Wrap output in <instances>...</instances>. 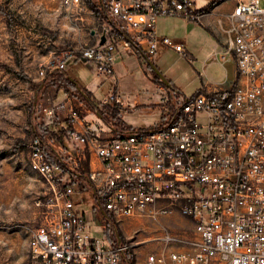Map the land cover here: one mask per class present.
I'll return each mask as SVG.
<instances>
[{"label": "built area", "instance_id": "1", "mask_svg": "<svg viewBox=\"0 0 264 264\" xmlns=\"http://www.w3.org/2000/svg\"><path fill=\"white\" fill-rule=\"evenodd\" d=\"M59 1L67 26L78 36L41 73L48 70L46 81H52L69 61L81 58L111 82V90L95 106L85 98L77 105H40L37 125L66 111L67 131L81 147L79 158L89 163L84 178L103 236L90 233V220L77 209L75 188L65 179L69 171L78 175L79 159L54 153L52 140L37 130L30 167L49 190L45 221L29 241L35 263L264 264L261 0H236L226 11L197 10L191 0ZM176 16L210 31L217 41L210 61H233L236 79L223 87L205 80L201 71L202 86L191 94L159 79L156 122L131 128L122 113L133 102L119 89L115 61L122 50L133 47L149 65L162 43L192 63L184 43L157 32L159 18ZM63 87L69 91V84ZM83 112L104 125L87 120ZM92 155L98 165L93 166ZM178 217L190 222V232L171 226L170 220ZM149 229L157 235L142 236Z\"/></svg>", "mask_w": 264, "mask_h": 264}, {"label": "rangeland", "instance_id": "2", "mask_svg": "<svg viewBox=\"0 0 264 264\" xmlns=\"http://www.w3.org/2000/svg\"><path fill=\"white\" fill-rule=\"evenodd\" d=\"M191 1L197 10L206 11H226L236 2ZM58 8L59 0H0V264H36L29 241L33 231L45 221L43 203L49 189L30 167L31 143L37 130L54 140L60 138L56 130L49 129L48 119L44 126L37 125V116L42 115L40 105L47 104L44 95L52 93L45 78L49 72L41 71L56 63V54L74 44L78 36L77 31L66 26ZM163 22L166 34L173 41L184 43L193 58L191 63L173 50L157 49V68L183 93L191 94L199 87L201 71L213 83H221L232 75L228 65L217 62L204 68L208 53L216 47L209 30L215 41L205 28L187 25L186 19L170 17ZM70 65L75 75L87 82L95 79L101 85L102 79L92 63L72 61ZM77 209L90 211L92 204L87 202ZM176 220H170L176 231L190 232L192 225L187 219ZM89 225L93 236H103L94 222L89 221ZM135 229L132 226L129 234H134ZM149 234L154 237L157 232L149 229L142 236Z\"/></svg>", "mask_w": 264, "mask_h": 264}, {"label": "crops", "instance_id": "3", "mask_svg": "<svg viewBox=\"0 0 264 264\" xmlns=\"http://www.w3.org/2000/svg\"><path fill=\"white\" fill-rule=\"evenodd\" d=\"M57 10L61 12L59 8ZM174 18H182L185 21L183 17ZM63 19L67 26V19L64 15ZM168 19H170V17L159 18L157 24V32L159 35L168 36L166 34V29L164 27L163 22ZM186 24H193V27L202 26L207 30V33L210 36L208 29L203 25H200L197 22H187ZM211 39L215 41V39H213L212 37ZM215 45L216 47L214 51L217 49V41H215ZM160 47L173 50L167 47L166 45L160 43L158 51ZM158 51L155 53V56L151 61L155 66V57ZM173 51L176 52L175 50ZM187 52L188 54H190L188 47ZM212 53L213 52L208 53L206 59L207 64L204 66V68L206 69L208 64L212 62H217L226 66L228 65L231 69L232 75H227L225 80L218 84L223 87H228L232 85L236 79V66L234 62L231 60L227 63H221L219 61H210ZM179 55L182 56L181 54ZM72 61H82L84 65L90 63L81 58ZM72 61H69L66 69L62 73H59L52 81H48L50 83L48 89L51 90L52 93L50 92L51 94H49V91L45 93V102L49 105L68 101L74 105H77L80 103V100L85 98L89 101L91 106L97 105L109 94L111 90V82L104 81L99 75L98 76L102 79L101 85H99V82L95 79L87 82L86 80L74 74L70 65ZM114 68L115 74L119 78V89L121 90L123 97H128L133 102V108L126 110L122 113V120L127 126L131 128H144L154 124L160 114V107L158 106V103L160 102V93L156 91V83L159 81L160 78L156 75V72L152 69L150 65H147L143 61L139 52L133 47H126L124 50H122L121 54L117 57L115 61ZM93 69L94 71L96 70L94 64ZM68 80L71 82V84L68 83ZM205 80H208L207 76L205 77ZM170 81L172 85L177 87L175 84H173L172 80ZM64 83L69 84V91L64 89ZM201 86L202 79L199 87H197L194 92L198 91ZM66 116V111H61L54 118L49 120V129H53L54 131L56 130L60 134L59 140L49 138L50 140L52 139V141H54V143L50 141L51 145H53L51 150L54 153L59 152L64 156L71 154L73 157H75V159H79L78 163L80 166L76 171L78 175H74L69 171L65 174V179H67L68 182H71V184L74 186L75 193L72 195V198H74L78 202V205H82L87 202H90L92 204V194L89 185L84 178V171L89 169V163L88 161H83L79 158V151L81 147L78 143H75L71 139L69 132L67 131L68 124ZM83 116H85L87 120L93 119L98 124L104 125V121L102 119L97 118L94 114H84L83 112ZM79 127H81V125H79ZM91 158L93 166L99 164L98 158L95 155H92ZM84 212L87 214L88 219L94 222L95 224L96 211L93 208V204L92 210Z\"/></svg>", "mask_w": 264, "mask_h": 264}, {"label": "water", "instance_id": "4", "mask_svg": "<svg viewBox=\"0 0 264 264\" xmlns=\"http://www.w3.org/2000/svg\"><path fill=\"white\" fill-rule=\"evenodd\" d=\"M104 41V39L102 40ZM85 60V59H84ZM148 64L152 67V69L156 72V75L160 78L161 81H163L167 86L171 85V81L167 79L163 73L151 62L149 61Z\"/></svg>", "mask_w": 264, "mask_h": 264}, {"label": "trees", "instance_id": "5", "mask_svg": "<svg viewBox=\"0 0 264 264\" xmlns=\"http://www.w3.org/2000/svg\"><path fill=\"white\" fill-rule=\"evenodd\" d=\"M211 6H212V5H211ZM68 83L71 84V82H70L69 80H68ZM81 90H82V89H81ZM47 130H48V127H47V129H45V131H47Z\"/></svg>", "mask_w": 264, "mask_h": 264}]
</instances>
